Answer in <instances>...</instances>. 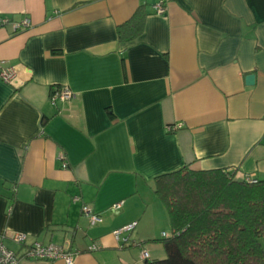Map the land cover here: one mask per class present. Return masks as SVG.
Returning a JSON list of instances; mask_svg holds the SVG:
<instances>
[{"label": "crops", "instance_id": "crops-1", "mask_svg": "<svg viewBox=\"0 0 264 264\" xmlns=\"http://www.w3.org/2000/svg\"><path fill=\"white\" fill-rule=\"evenodd\" d=\"M159 1L0 0L1 19L32 23L0 27V62L18 71L0 79V243L14 252L21 233L74 264L162 260L172 231L156 177L189 166L264 179V0H166L165 16ZM138 12L142 34L121 40ZM63 86L74 97L52 104ZM132 223L126 243L114 236Z\"/></svg>", "mask_w": 264, "mask_h": 264}, {"label": "trees", "instance_id": "trees-1", "mask_svg": "<svg viewBox=\"0 0 264 264\" xmlns=\"http://www.w3.org/2000/svg\"><path fill=\"white\" fill-rule=\"evenodd\" d=\"M144 19L138 12L120 26V39L138 38ZM154 184L172 236L162 241L166 258L147 264H264V179L248 182L229 170L186 166Z\"/></svg>", "mask_w": 264, "mask_h": 264}, {"label": "built area", "instance_id": "built-area-1", "mask_svg": "<svg viewBox=\"0 0 264 264\" xmlns=\"http://www.w3.org/2000/svg\"><path fill=\"white\" fill-rule=\"evenodd\" d=\"M166 0H161L153 6V9L157 15L165 16L167 14ZM0 26H11L15 33L27 30L32 27L31 20L24 17L20 21H9L0 19ZM18 78V71L14 66L8 65L6 62H0V79L6 84L12 85ZM74 97V93L69 86L56 87L52 89L50 94V102L54 105L62 104L71 100ZM182 126H177L180 129ZM168 132H174L176 127L170 126L167 128ZM64 158V157H63ZM66 166V164H65ZM244 180L248 182H254V176H246ZM76 202L80 201L79 197L75 198ZM124 205V201L115 203L112 206L113 211L120 210ZM83 214L90 217L93 225L101 223L103 221L100 215H97L90 207L83 206ZM137 223H132L124 228L118 229L114 232V236L117 239H121L124 243L127 242V238H121V235L125 232H132L136 228ZM166 237V234H163ZM12 241L18 246L23 247L22 253H17L8 248L4 243H0V264H20L23 260H45L49 262L63 261L65 264L75 263V254L71 251H67L63 246L57 244L44 245L39 242L28 245V236L26 234H15ZM98 247L93 245L90 250L96 251ZM142 259L149 261L150 255L147 251L142 252Z\"/></svg>", "mask_w": 264, "mask_h": 264}, {"label": "water", "instance_id": "water-1", "mask_svg": "<svg viewBox=\"0 0 264 264\" xmlns=\"http://www.w3.org/2000/svg\"><path fill=\"white\" fill-rule=\"evenodd\" d=\"M247 83L249 85H253L255 83V76L254 75H250L247 77Z\"/></svg>", "mask_w": 264, "mask_h": 264}, {"label": "rangeland", "instance_id": "rangeland-1", "mask_svg": "<svg viewBox=\"0 0 264 264\" xmlns=\"http://www.w3.org/2000/svg\"><path fill=\"white\" fill-rule=\"evenodd\" d=\"M168 225H169V233H171V231H172V228H171V224H170V221L168 220ZM161 234H162V232H161ZM261 243H262V246H263V248H264V238L262 239V241H261ZM148 252V251H147ZM149 253V252H148ZM149 255H150V253H149Z\"/></svg>", "mask_w": 264, "mask_h": 264}]
</instances>
